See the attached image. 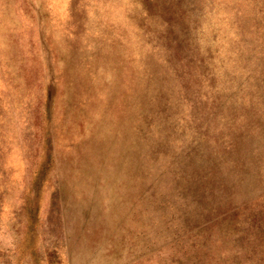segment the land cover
Here are the masks:
<instances>
[{"label": "rangeland", "instance_id": "1", "mask_svg": "<svg viewBox=\"0 0 264 264\" xmlns=\"http://www.w3.org/2000/svg\"><path fill=\"white\" fill-rule=\"evenodd\" d=\"M0 264H264V0H0Z\"/></svg>", "mask_w": 264, "mask_h": 264}]
</instances>
